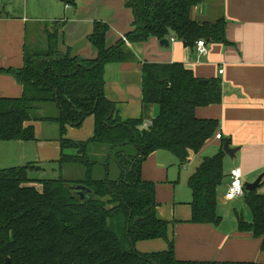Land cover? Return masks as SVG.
<instances>
[{
  "label": "trees",
  "instance_id": "trees-1",
  "mask_svg": "<svg viewBox=\"0 0 264 264\" xmlns=\"http://www.w3.org/2000/svg\"><path fill=\"white\" fill-rule=\"evenodd\" d=\"M203 0H127L133 11V28L125 34L131 44L174 37L191 51L195 42L228 44L225 19L200 21L192 10ZM107 23L95 21L88 41L95 58L83 59L69 51H57V29L47 32L44 50L26 49L22 67L4 69L22 85L19 97H0V141H33L34 128L26 125L31 112L41 104L53 103L58 116L61 170L64 164L81 166L84 176L68 180L35 179L32 164L0 169V264H257L246 261L178 260L168 240L169 222L156 215L154 183L141 177L142 162L156 151L171 153L180 166L218 133L216 119L197 118L195 109L218 104L222 97L220 78L203 79L180 62L142 63V106L157 105L158 112L147 127L144 118L121 120L115 103L104 94L107 63L133 59L124 40L106 46ZM199 80H205L200 83ZM94 120L93 134L86 141L65 138L67 127H81L86 117ZM34 118V117H33ZM91 145L108 147V158L118 167L109 179L93 177L96 162L88 152ZM75 154H65V150ZM221 148L203 157L187 179L191 192L190 222L215 224L217 191L225 174ZM90 190L81 199L76 186ZM264 178L244 201L251 222L236 214L238 229L261 238L264 253ZM163 239L167 249L141 252L138 242Z\"/></svg>",
  "mask_w": 264,
  "mask_h": 264
},
{
  "label": "crops",
  "instance_id": "crops-1",
  "mask_svg": "<svg viewBox=\"0 0 264 264\" xmlns=\"http://www.w3.org/2000/svg\"><path fill=\"white\" fill-rule=\"evenodd\" d=\"M13 1L18 12L14 11ZM126 1L9 0L8 6L1 9L7 11L0 13V67H22L26 49L44 50L46 34L54 29L58 30L59 53L69 51L72 56L83 59L95 58L97 51L88 36L93 23L102 21L109 26L106 46L122 39L133 56L128 61L107 63L104 70V94L115 103L121 120L143 117V123H150L158 112L157 105L142 106L143 62H180L196 77L220 78V103L197 107L195 115L216 119L221 138L212 136L190 162L182 166L168 151L156 150L142 162L141 177L155 185L156 215L169 222L168 240L173 242L176 259L264 264L261 238L242 232L237 226V213L246 222L252 219L250 212H244L247 207L244 196L233 200L223 196L232 168L242 170L244 185L264 172V0H203L195 6L192 15L197 20L214 21L224 17L228 41V44L206 43L207 54L198 59L195 49L191 51L174 37L173 41L167 38L168 45L160 44L155 37L138 44L129 43L125 34L133 28V11L125 6ZM22 92V85L11 73H0V97H19ZM34 112L38 116H33L26 125L33 126L35 139L0 141V169L27 164L43 169V163H53L60 158L59 131L53 120L58 116V108L41 104ZM93 127V117L88 116L81 127H67L65 138L86 141L92 136ZM225 138L230 147L238 150L234 157L225 154L223 159L225 177L217 191L220 221L192 223L187 179L203 157L213 156L222 148ZM63 153L75 154L76 151L69 149ZM80 175L77 171L71 176L79 180ZM139 245L149 252L167 249L163 239L138 242L137 249Z\"/></svg>",
  "mask_w": 264,
  "mask_h": 264
},
{
  "label": "rangeland",
  "instance_id": "rangeland-1",
  "mask_svg": "<svg viewBox=\"0 0 264 264\" xmlns=\"http://www.w3.org/2000/svg\"><path fill=\"white\" fill-rule=\"evenodd\" d=\"M8 1L9 0H0V13L6 12L5 10H1L2 7H7L8 6ZM21 3V2H20ZM14 4V11L18 12V8L15 6V1L12 2ZM29 43V38L28 42ZM50 106H55L53 103H47ZM32 117L38 116L36 112H31ZM49 115V112L48 114ZM52 115V114H50ZM89 156L91 159H93L96 164L93 170V177L96 179H103L105 178L106 175V167H108V177L109 179H115L118 175V167L116 165V159L114 157L108 158V147L107 146H101V145H91L90 150L88 152ZM36 166V165H34ZM43 169H33V171L29 172V176L35 179H53V178H58L59 176H62L65 179L68 180H75L71 175L75 174L77 171L81 172V175L78 176L77 178H83L84 176V169L81 166L78 165H73V164H64L62 166V171L58 168V163L53 162V163H43L42 166ZM188 169L190 167L186 166ZM255 180V179H254ZM253 180V181H254ZM264 189H260V191H263ZM244 212H250V210L245 207ZM251 214V213H250ZM138 249L142 252H149L148 250H142V246L139 245Z\"/></svg>",
  "mask_w": 264,
  "mask_h": 264
},
{
  "label": "built area",
  "instance_id": "built-area-1",
  "mask_svg": "<svg viewBox=\"0 0 264 264\" xmlns=\"http://www.w3.org/2000/svg\"><path fill=\"white\" fill-rule=\"evenodd\" d=\"M174 38L171 37V41ZM126 41V39H125ZM207 46L206 42L203 39H199L195 42V57L198 59L199 57L207 54ZM221 72V71H220ZM149 123H143V127H147ZM215 138L220 139L221 134L218 132L215 135ZM242 170L239 167L232 168L228 174V184L223 194L226 200H233L238 197L244 196V183L242 181Z\"/></svg>",
  "mask_w": 264,
  "mask_h": 264
},
{
  "label": "water",
  "instance_id": "water-1",
  "mask_svg": "<svg viewBox=\"0 0 264 264\" xmlns=\"http://www.w3.org/2000/svg\"><path fill=\"white\" fill-rule=\"evenodd\" d=\"M160 44L168 45V39L165 38V39L160 40ZM199 82L204 83L205 80H199ZM222 149H223L224 153L226 155H228L229 157H234L235 152L238 150V148H233V147L229 146V140L227 138H225L223 140ZM263 176H264V172H262L253 182L245 184L244 185L245 190L249 191L253 188H256L259 185ZM75 188H76V190H78V194H79L81 199L90 197V195H89L90 190L87 187L82 186V185H78ZM9 262H10L9 258H6L4 264H9Z\"/></svg>",
  "mask_w": 264,
  "mask_h": 264
}]
</instances>
